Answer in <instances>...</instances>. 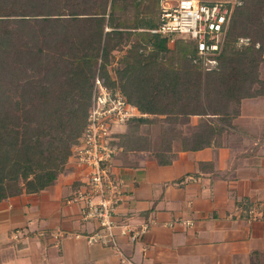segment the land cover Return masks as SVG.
<instances>
[{
  "label": "trees",
  "instance_id": "1",
  "mask_svg": "<svg viewBox=\"0 0 264 264\" xmlns=\"http://www.w3.org/2000/svg\"><path fill=\"white\" fill-rule=\"evenodd\" d=\"M160 11V0H0V201L39 192L66 172L98 63L108 85L152 114L114 132L123 153L145 148L143 124L193 115L199 120L181 134L184 147L220 142L241 100L264 95V0L235 5L212 69L194 61L195 40L171 44L150 30ZM240 37L249 43L239 46ZM174 131L181 133L162 128L163 140ZM173 137L154 151L162 163L172 160Z\"/></svg>",
  "mask_w": 264,
  "mask_h": 264
},
{
  "label": "crops",
  "instance_id": "2",
  "mask_svg": "<svg viewBox=\"0 0 264 264\" xmlns=\"http://www.w3.org/2000/svg\"><path fill=\"white\" fill-rule=\"evenodd\" d=\"M219 139L192 149L176 138L168 163L151 149L115 155L124 180L117 221L150 222L137 241L120 236L139 264H264V95L244 97ZM71 168L48 188L0 201V264H123L111 245L87 239L98 223L71 201L83 184Z\"/></svg>",
  "mask_w": 264,
  "mask_h": 264
},
{
  "label": "built area",
  "instance_id": "3",
  "mask_svg": "<svg viewBox=\"0 0 264 264\" xmlns=\"http://www.w3.org/2000/svg\"><path fill=\"white\" fill-rule=\"evenodd\" d=\"M240 2L160 0V22L150 30L167 35L171 44L177 38L195 40L197 53L194 61L201 63L205 69H212L218 65L217 55L223 48L233 9ZM144 115L146 113L129 101L120 87L108 85L98 67L85 129L72 144L68 161L74 162L83 181L71 201L82 205L83 219L98 223L97 228L86 235L87 239L111 245L123 264L139 263L125 252L120 236L137 241L146 235L150 222L135 227L117 221L118 205L124 196V180L113 170L114 157L120 148L112 139L115 138L118 123L124 124L131 118ZM255 212L254 208L250 209L251 214ZM186 222L192 223L189 220ZM58 235L59 232L55 231L54 236Z\"/></svg>",
  "mask_w": 264,
  "mask_h": 264
},
{
  "label": "rangeland",
  "instance_id": "4",
  "mask_svg": "<svg viewBox=\"0 0 264 264\" xmlns=\"http://www.w3.org/2000/svg\"><path fill=\"white\" fill-rule=\"evenodd\" d=\"M238 1V0H237ZM249 41H250V38L249 37H240V39H239V41H238V45L240 46V45H242V44H244V43H249ZM122 53V52H121ZM119 55H121V54H119ZM98 67H99V63H98V66H97V69H98ZM96 72H97V70H96ZM263 76H264V71H263ZM146 113V115H148V116H152V114H150V113H148V112H145ZM145 116V115H144ZM191 119H193V118H191ZM190 119V120H191ZM190 120L189 121H186V119H181V121L180 122H171V121H169V122H166V121H164V120H159V121H157V122H154V123H151V124H149V125H145V124H143L142 125V131L144 132V134H145V137H146V139L144 140V142L142 143V145L145 147L144 149H151V150H157V149H160V146L161 147H164L165 145L164 144H166V141L168 142L169 140H168V138L170 137V136H172V135H174L175 137H173V140H175L176 138L178 139H182L181 138V134L183 135V134H188L189 133V130H191V129H193L194 127V125L192 124V122H190ZM193 122H195V121H193ZM164 127H166L168 130H170V129H179V131L181 132L180 134H179V132L178 131H174L175 133H176V135L173 133H167L165 136H164V138H166V139H164L163 140V134H162V132H161V130H162V128H164ZM116 128H117V130L118 129H121V130H123V129H125V124H117L116 125ZM170 128V129H169ZM166 147V146H165ZM72 153V152H71ZM74 163V162H73ZM73 163L72 162H68L67 163V169H66V171L68 170V169H72V168H74V167H72L71 168V166L73 165ZM68 166H70V167H68ZM76 167V166H75ZM77 169V168H76Z\"/></svg>",
  "mask_w": 264,
  "mask_h": 264
}]
</instances>
